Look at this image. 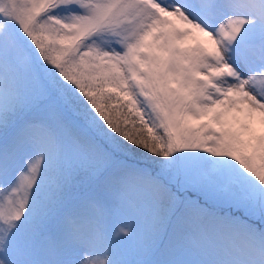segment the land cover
Segmentation results:
<instances>
[{
    "label": "snow or ice",
    "instance_id": "1",
    "mask_svg": "<svg viewBox=\"0 0 264 264\" xmlns=\"http://www.w3.org/2000/svg\"><path fill=\"white\" fill-rule=\"evenodd\" d=\"M0 264H264V0H0Z\"/></svg>",
    "mask_w": 264,
    "mask_h": 264
}]
</instances>
